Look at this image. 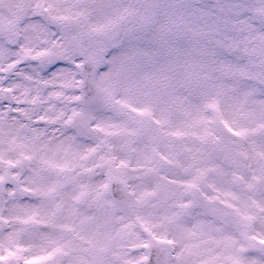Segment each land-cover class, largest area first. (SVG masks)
Listing matches in <instances>:
<instances>
[{
  "label": "snow or ice",
  "instance_id": "6c2138e0",
  "mask_svg": "<svg viewBox=\"0 0 264 264\" xmlns=\"http://www.w3.org/2000/svg\"><path fill=\"white\" fill-rule=\"evenodd\" d=\"M0 264H264V0H0Z\"/></svg>",
  "mask_w": 264,
  "mask_h": 264
}]
</instances>
